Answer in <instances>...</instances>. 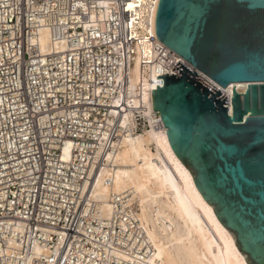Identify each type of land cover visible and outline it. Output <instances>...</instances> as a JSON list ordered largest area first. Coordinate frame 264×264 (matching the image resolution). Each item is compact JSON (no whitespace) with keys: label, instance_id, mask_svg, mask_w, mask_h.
Here are the masks:
<instances>
[{"label":"built area","instance_id":"built-area-1","mask_svg":"<svg viewBox=\"0 0 264 264\" xmlns=\"http://www.w3.org/2000/svg\"><path fill=\"white\" fill-rule=\"evenodd\" d=\"M157 2L0 0V264H155L132 193L105 212L94 187L125 136L165 128L135 63L156 83L193 69L156 35Z\"/></svg>","mask_w":264,"mask_h":264},{"label":"water","instance_id":"water-1","mask_svg":"<svg viewBox=\"0 0 264 264\" xmlns=\"http://www.w3.org/2000/svg\"><path fill=\"white\" fill-rule=\"evenodd\" d=\"M154 29L193 69L158 76L153 109L247 264H264V0H159Z\"/></svg>","mask_w":264,"mask_h":264},{"label":"bare ground","instance_id":"bare-ground-1","mask_svg":"<svg viewBox=\"0 0 264 264\" xmlns=\"http://www.w3.org/2000/svg\"><path fill=\"white\" fill-rule=\"evenodd\" d=\"M49 44L45 33L41 37L42 49L46 51ZM151 78L155 75H143L137 61L132 82H143L145 99L153 107L152 89H157V83ZM207 81L224 92L232 106V93L211 79ZM125 191H130L137 201L139 217L154 244L153 263L247 264L233 236L175 153L166 127L125 136L112 165L96 181L94 196L108 212L110 194Z\"/></svg>","mask_w":264,"mask_h":264},{"label":"snow or ice","instance_id":"snow-or-ice-1","mask_svg":"<svg viewBox=\"0 0 264 264\" xmlns=\"http://www.w3.org/2000/svg\"><path fill=\"white\" fill-rule=\"evenodd\" d=\"M129 7L131 8V7H132V5H129Z\"/></svg>","mask_w":264,"mask_h":264}]
</instances>
